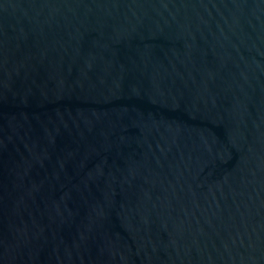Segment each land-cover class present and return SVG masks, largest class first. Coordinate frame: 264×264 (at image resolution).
Wrapping results in <instances>:
<instances>
[{
	"label": "water",
	"instance_id": "95a60500",
	"mask_svg": "<svg viewBox=\"0 0 264 264\" xmlns=\"http://www.w3.org/2000/svg\"><path fill=\"white\" fill-rule=\"evenodd\" d=\"M0 264H264V0H0Z\"/></svg>",
	"mask_w": 264,
	"mask_h": 264
}]
</instances>
